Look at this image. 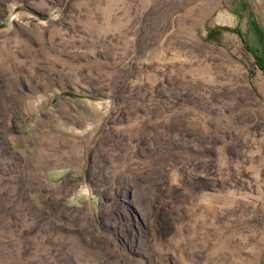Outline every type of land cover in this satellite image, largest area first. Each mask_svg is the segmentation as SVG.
<instances>
[{
    "label": "rangeland",
    "instance_id": "rangeland-1",
    "mask_svg": "<svg viewBox=\"0 0 264 264\" xmlns=\"http://www.w3.org/2000/svg\"><path fill=\"white\" fill-rule=\"evenodd\" d=\"M0 264H264V0H0Z\"/></svg>",
    "mask_w": 264,
    "mask_h": 264
},
{
    "label": "trees",
    "instance_id": "trees-1",
    "mask_svg": "<svg viewBox=\"0 0 264 264\" xmlns=\"http://www.w3.org/2000/svg\"><path fill=\"white\" fill-rule=\"evenodd\" d=\"M255 56H256V55H255ZM256 58H257V60H258L257 64L260 65L261 68H263V65L261 64L262 61H263V59H262L261 57H259V56H256Z\"/></svg>",
    "mask_w": 264,
    "mask_h": 264
}]
</instances>
